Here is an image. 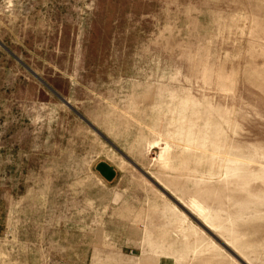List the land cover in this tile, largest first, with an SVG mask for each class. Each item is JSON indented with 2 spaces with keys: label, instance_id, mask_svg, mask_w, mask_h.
Returning <instances> with one entry per match:
<instances>
[{
  "label": "rangeland",
  "instance_id": "obj_1",
  "mask_svg": "<svg viewBox=\"0 0 264 264\" xmlns=\"http://www.w3.org/2000/svg\"><path fill=\"white\" fill-rule=\"evenodd\" d=\"M0 264H264V0H0Z\"/></svg>",
  "mask_w": 264,
  "mask_h": 264
},
{
  "label": "water",
  "instance_id": "obj_2",
  "mask_svg": "<svg viewBox=\"0 0 264 264\" xmlns=\"http://www.w3.org/2000/svg\"><path fill=\"white\" fill-rule=\"evenodd\" d=\"M4 48V47H3ZM4 49H6V48H4ZM7 50V49H6ZM9 52V51H8ZM46 86V85H45ZM53 92V91H52ZM55 95H56V93L55 92H53ZM58 96V95H57ZM60 98V97H59ZM61 99V101L65 104V105H67L68 107H70L69 106V104H68V102H66L64 99H62V98H60ZM81 117V116H80ZM82 118V117H81ZM82 120H84L83 118H82ZM95 171L101 176V178L104 180V181H106L107 183H112L115 179H116V177H117V171H116V169L114 168V167H112L111 165H109L108 163H106V162H100V163H98L96 166H95ZM191 219H193L197 224H199L197 221H196V219L194 218V217H192V215H190L188 212H185ZM199 226H200V224H199ZM202 227V226H201ZM203 229H204V227H203Z\"/></svg>",
  "mask_w": 264,
  "mask_h": 264
},
{
  "label": "bare ground",
  "instance_id": "obj_3",
  "mask_svg": "<svg viewBox=\"0 0 264 264\" xmlns=\"http://www.w3.org/2000/svg\"><path fill=\"white\" fill-rule=\"evenodd\" d=\"M196 207H198V206H196ZM194 209V208H193ZM197 209V208H196ZM201 209V208H200Z\"/></svg>",
  "mask_w": 264,
  "mask_h": 264
}]
</instances>
